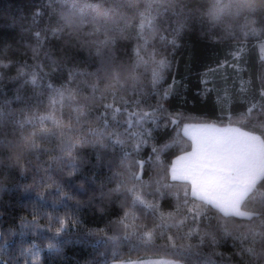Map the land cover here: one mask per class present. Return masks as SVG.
Wrapping results in <instances>:
<instances>
[{
    "label": "trees",
    "instance_id": "1",
    "mask_svg": "<svg viewBox=\"0 0 264 264\" xmlns=\"http://www.w3.org/2000/svg\"><path fill=\"white\" fill-rule=\"evenodd\" d=\"M261 43L264 0H0V264L152 256L233 264L237 250L223 232L247 221L193 198L190 185L185 197L166 168L191 148L186 122L222 120L264 141ZM161 59L169 62L161 92L177 82L165 104L180 110L177 124L125 123L137 109L121 116L124 100L150 89ZM129 162L137 174L129 185L146 199L157 180L175 185L176 195L161 203L178 228L145 235L151 209L116 190ZM256 187L259 200L264 179ZM244 210L258 209L248 201ZM125 212L136 225L128 234L117 223ZM178 229L193 230L191 246L173 244L168 235ZM204 231L215 245L208 235L197 243ZM252 251L258 256L264 246Z\"/></svg>",
    "mask_w": 264,
    "mask_h": 264
},
{
    "label": "snow or ice",
    "instance_id": "2",
    "mask_svg": "<svg viewBox=\"0 0 264 264\" xmlns=\"http://www.w3.org/2000/svg\"><path fill=\"white\" fill-rule=\"evenodd\" d=\"M233 55L239 57L240 51H236ZM260 55L264 59V49L261 50ZM168 66L169 62L167 60L161 59L156 62V65L151 70L150 89L142 90L131 101L124 100L125 107L120 110L121 116L127 111L128 106L137 109L136 113L129 114L130 118L125 123H132L135 117L141 118L137 123H142L145 117L151 118L152 120L159 117L164 120L165 126L169 122L173 125L177 124L181 115L180 110L169 112L165 108L167 98L173 95L175 91L174 85L177 82L173 79L172 85L164 87L162 92L159 87L160 82L164 79V70ZM241 83L243 85L245 82L241 81ZM261 85V93L264 94V76L261 77ZM150 97L155 99V105L150 102ZM177 99L180 103L184 102L178 96ZM145 107L149 109L148 112L144 111ZM222 122V120L206 119L205 122L196 124L185 123L183 125V131L191 139V150L183 151L180 155L175 156L171 164L166 168V175H170L172 181H181L184 183L185 197L189 194L188 186L190 185L191 196L193 198H198L203 203L214 206L226 217L234 216L247 221L246 226L241 227L234 224L231 230L226 229L223 232L224 237L230 239L234 249L237 250L235 255L238 259L233 264H257V261L259 264H264V253L257 256L252 251L255 245L259 244L264 246V194H262L261 199H255L258 191L256 187L257 181L264 179V151L258 157L247 163L242 169L232 172L226 180H218L215 176L217 166L214 161L218 158L215 146L207 139L195 135L194 130L202 131L218 127ZM156 130L159 131L158 125ZM117 142L123 143V141ZM153 154L155 155V150ZM155 159L157 163H162L159 155H156ZM200 161L204 163L201 165L199 163ZM141 163H144V161H141ZM126 167L128 172L126 176H122L123 182L117 185L116 190L131 192L134 201H138L146 208L151 209L153 223L151 230L146 231L145 235H151L156 229H159L162 234H166L164 231L166 228H178L177 225L169 222L171 221L172 213L163 212L161 203L164 199L176 195L172 191L175 185L160 183L157 180L155 181V188L149 193L153 198L151 200L146 199L142 191L137 190L136 185H129V180L135 179L137 175L132 171L131 162ZM248 201H252L258 210H244ZM187 203L188 201L185 199L184 204L187 205ZM128 215L129 213L125 212L124 216L117 221L125 229V234H128L129 231L136 230L134 223L126 222ZM33 219L36 218L33 217ZM64 224L65 220L61 218L60 225ZM141 227L145 228L147 226L141 223ZM55 231L59 232L60 228H56ZM206 235L211 237V242L214 245L217 243V237L205 231L197 233V243H203ZM168 237L174 245L175 241L179 240L180 247H189L192 244L193 230L180 233L178 229L176 235H168Z\"/></svg>",
    "mask_w": 264,
    "mask_h": 264
},
{
    "label": "crops",
    "instance_id": "3",
    "mask_svg": "<svg viewBox=\"0 0 264 264\" xmlns=\"http://www.w3.org/2000/svg\"><path fill=\"white\" fill-rule=\"evenodd\" d=\"M226 127L228 136L221 137L215 133L213 136L204 137L215 146L218 158L214 163L216 164L217 160L223 163L222 169H217L215 172L216 178L220 181L226 180L232 172L242 169L264 151V141L258 134L235 124H219L216 128ZM199 163L202 165L204 162Z\"/></svg>",
    "mask_w": 264,
    "mask_h": 264
},
{
    "label": "rangeland",
    "instance_id": "4",
    "mask_svg": "<svg viewBox=\"0 0 264 264\" xmlns=\"http://www.w3.org/2000/svg\"><path fill=\"white\" fill-rule=\"evenodd\" d=\"M260 47H261V50L264 49V43H261L260 44ZM202 122H205V121H202ZM187 124H196L198 122H186ZM201 123V122H200ZM226 128H216V127H213V128H209L207 130H194V134L197 135L198 137H208V136H213L215 133L218 135V136H221V137H225L226 135ZM224 132H220V131H223ZM182 131H183V126H182ZM184 132V131H183ZM228 136V135H226ZM191 150V148H190ZM190 150H187V151H190ZM222 162L221 160H217L216 162V166H217V169H222L221 166H222ZM112 264H185L181 261H177V260H174V259H171V258H167V257H163V256H155V257H144V258H139V259H124V260H118V261H114L112 262Z\"/></svg>",
    "mask_w": 264,
    "mask_h": 264
}]
</instances>
